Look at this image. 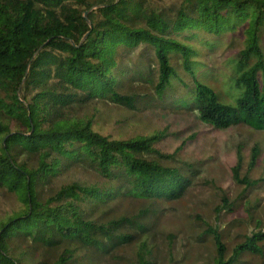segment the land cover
I'll return each mask as SVG.
<instances>
[{
	"label": "trees",
	"instance_id": "trees-1",
	"mask_svg": "<svg viewBox=\"0 0 264 264\" xmlns=\"http://www.w3.org/2000/svg\"><path fill=\"white\" fill-rule=\"evenodd\" d=\"M205 34L215 37L205 40L210 49L223 37L242 41L230 78L235 105L198 78L195 44ZM100 102L264 131V0H0V191L19 203L0 220V264L116 261L129 248L133 264H157L155 206L185 198L199 171L177 165L186 143L173 154L159 148L178 136L169 127L129 139L96 131L89 109ZM260 152L252 150L249 171ZM242 163L239 152L234 181L258 185L241 178ZM125 200L143 206L120 212ZM206 226L213 264L264 255L262 232L228 257L224 235Z\"/></svg>",
	"mask_w": 264,
	"mask_h": 264
},
{
	"label": "rangeland",
	"instance_id": "rangeland-1",
	"mask_svg": "<svg viewBox=\"0 0 264 264\" xmlns=\"http://www.w3.org/2000/svg\"><path fill=\"white\" fill-rule=\"evenodd\" d=\"M210 39L215 37L205 34L195 44L198 78L213 88L224 103L235 105L234 92H230V78L232 61L242 49V41L239 39L230 46L229 38L223 37L214 49H210L205 42ZM173 63L180 66L176 60ZM91 111L96 113L95 130L116 139L152 135L169 127L170 133H178V136L163 141L159 148L164 153L173 154L186 143L177 157V165L191 164L199 171L194 186L185 198L155 206L159 216L152 230L154 235H151L155 238L151 241L157 264H213L216 256L213 237L203 236L207 224L224 235L228 257L237 245L245 242L247 236L258 232L264 234V131L247 125L216 130L201 122L197 113L160 110V107L130 113L111 103L100 102L93 110L90 107ZM255 146L261 152L255 168L249 171ZM239 152L243 156L241 178L260 180L258 185L247 188L234 181L232 170L238 164ZM224 197L227 199L226 206ZM142 206L141 201L125 200L119 211L133 214ZM18 207L15 196L0 191V220ZM168 235L176 237L172 245ZM136 250L129 248L116 261L95 259L87 261V264H133ZM242 261L243 264H264V255L255 257L245 254Z\"/></svg>",
	"mask_w": 264,
	"mask_h": 264
},
{
	"label": "water",
	"instance_id": "water-1",
	"mask_svg": "<svg viewBox=\"0 0 264 264\" xmlns=\"http://www.w3.org/2000/svg\"><path fill=\"white\" fill-rule=\"evenodd\" d=\"M87 16H88V12L85 13V17H86V18H87Z\"/></svg>",
	"mask_w": 264,
	"mask_h": 264
}]
</instances>
